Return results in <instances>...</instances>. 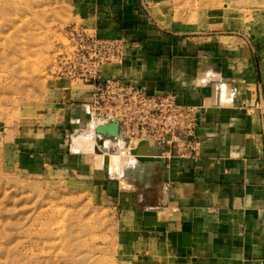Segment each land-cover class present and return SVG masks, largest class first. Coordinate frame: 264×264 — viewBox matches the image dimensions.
<instances>
[{
  "label": "rangeland",
  "instance_id": "374dc122",
  "mask_svg": "<svg viewBox=\"0 0 264 264\" xmlns=\"http://www.w3.org/2000/svg\"><path fill=\"white\" fill-rule=\"evenodd\" d=\"M76 2L0 0V264H161L105 190L107 178L132 182L109 171V154L122 152L105 151L95 166L93 153L71 147L86 128L66 124L67 101L87 99L69 75L71 34L84 25L111 37ZM140 8L135 54L173 46L230 88L256 74L264 95V0H140Z\"/></svg>",
  "mask_w": 264,
  "mask_h": 264
},
{
  "label": "crops",
  "instance_id": "0c3cea01",
  "mask_svg": "<svg viewBox=\"0 0 264 264\" xmlns=\"http://www.w3.org/2000/svg\"><path fill=\"white\" fill-rule=\"evenodd\" d=\"M76 4L83 18L93 20L95 32L106 28L111 35L95 36L123 43L121 60L103 66V78L130 81L149 95L172 92L179 104L196 109L194 152L180 157L143 145L138 154L155 151L158 159L146 162L140 176H131L128 185L103 182L123 214L137 222L145 249L161 264H264V95L256 74L233 89L225 76L200 70V61L184 60L173 46L141 58L132 36L139 28L140 0ZM83 85L88 96L90 87ZM83 101H67L68 126L85 119L77 106ZM85 128L82 135H89L90 124ZM94 137L102 140L100 150L108 149L106 139Z\"/></svg>",
  "mask_w": 264,
  "mask_h": 264
},
{
  "label": "built area",
  "instance_id": "2783aa9c",
  "mask_svg": "<svg viewBox=\"0 0 264 264\" xmlns=\"http://www.w3.org/2000/svg\"><path fill=\"white\" fill-rule=\"evenodd\" d=\"M70 40L75 48L68 60L70 78L90 87L87 99L77 105L85 119L75 118L70 125L97 128L115 122L119 137L106 139L107 148L116 151L122 146L128 154L142 141L180 157L195 151L191 140L197 126L194 107L179 104L172 92L149 95L130 81L102 77L103 66L121 60V40L99 38L83 28L74 30Z\"/></svg>",
  "mask_w": 264,
  "mask_h": 264
},
{
  "label": "bare ground",
  "instance_id": "6f19581e",
  "mask_svg": "<svg viewBox=\"0 0 264 264\" xmlns=\"http://www.w3.org/2000/svg\"><path fill=\"white\" fill-rule=\"evenodd\" d=\"M91 126V130L92 132L89 133V135H82V136H77L75 138H73V143H72V149L73 150H82L84 152H91L93 153V156L95 158L94 164L95 166H100L101 163L104 161L102 160L103 158V154H107L105 151H109V149H103L100 150V148H98V144H97V138L94 137L96 134V127L94 124H90ZM93 136V138H92ZM107 146V143H104ZM98 148L97 150H99V152L102 153H95V149L94 148ZM101 147V146H99ZM104 151V153H103ZM114 151V150H113ZM122 152V153H121ZM114 153H118L121 155H119L118 157L110 155V164H109V171L111 173L112 169H116L118 171V173L120 174L121 177H125L129 178L130 176H133L135 174H137L138 176L141 175V173L144 171L143 169V165L147 163L149 160L146 159H139V156L137 152H133V154H128L127 150L124 149L122 146L119 148H117L116 151H114ZM124 153H127V155H125ZM106 158V157H105ZM150 162V161H149ZM103 165V164H102ZM97 168V167H95Z\"/></svg>",
  "mask_w": 264,
  "mask_h": 264
},
{
  "label": "water",
  "instance_id": "95a60500",
  "mask_svg": "<svg viewBox=\"0 0 264 264\" xmlns=\"http://www.w3.org/2000/svg\"><path fill=\"white\" fill-rule=\"evenodd\" d=\"M96 133L99 134L102 139H107V138H112V137L118 138L119 137L118 125H117V123L114 122V123H110V124H107V125H104V126H99V127L96 128ZM96 142H97L98 145L103 147L101 139L100 140L97 139ZM143 145H147L148 146V144L145 141H142V142H140L137 145V147L135 149L130 150L129 154L131 155V154H133V152H137L138 153L139 148H141ZM150 152L151 153H148L146 155L138 154V155H140L139 159H143V160L146 159V160H149V161L157 160L158 158L155 155L157 152L156 153H155V151H150Z\"/></svg>",
  "mask_w": 264,
  "mask_h": 264
}]
</instances>
